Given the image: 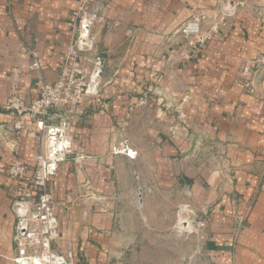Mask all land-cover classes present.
Returning <instances> with one entry per match:
<instances>
[{"label": "crops", "instance_id": "0c3cea01", "mask_svg": "<svg viewBox=\"0 0 264 264\" xmlns=\"http://www.w3.org/2000/svg\"><path fill=\"white\" fill-rule=\"evenodd\" d=\"M221 1L0 0V264H16L17 255L16 181L6 168L19 160L31 177L38 142L29 120L13 132L4 103L12 86L29 103L43 81L56 80L81 17L92 22L104 64L99 96L53 111L70 120L73 135V154L49 183L56 252L72 264H128L145 247L142 232L174 226L170 208L158 223L149 218L146 200L164 193L195 215L199 264H264V97L237 82L244 62L264 53V0H246L196 59H169L162 45L185 19ZM34 59L39 69L30 68ZM123 235L131 239L119 250Z\"/></svg>", "mask_w": 264, "mask_h": 264}, {"label": "built area", "instance_id": "2783aa9c", "mask_svg": "<svg viewBox=\"0 0 264 264\" xmlns=\"http://www.w3.org/2000/svg\"><path fill=\"white\" fill-rule=\"evenodd\" d=\"M219 3L214 12L191 15L163 37L162 45L167 58L176 61L196 59L213 38L224 32L227 21L248 5L246 0H222ZM83 11L84 7L81 6L74 13L75 17ZM91 25V20L84 17L78 21L76 39L69 44L55 81H43L37 97L29 103L24 102L17 95L16 86H12L4 103L5 109L15 118L11 126L13 132L20 134L29 120L38 139L31 177H26V167L19 160L6 168L8 176L16 181L12 187L18 197L14 202L17 217L14 237L16 264H72L69 255L58 254L54 248L59 232L49 183L60 163L73 154V135L70 120H55L57 116L53 111L72 110L88 98L100 94L104 59L93 47L89 35ZM30 52L35 56L34 52ZM39 67L34 59L30 68ZM237 82L247 94L264 97L259 89L264 83V53L244 62ZM148 97V94L144 95L135 105H145ZM116 151H122L130 158L136 156L135 151L126 148ZM188 212L189 215L183 220L186 226L192 223L195 216L191 210ZM198 226H202V223ZM22 229H25L24 233Z\"/></svg>", "mask_w": 264, "mask_h": 264}, {"label": "rangeland", "instance_id": "374dc122", "mask_svg": "<svg viewBox=\"0 0 264 264\" xmlns=\"http://www.w3.org/2000/svg\"><path fill=\"white\" fill-rule=\"evenodd\" d=\"M173 201L175 203L172 208ZM146 203L149 208H153V214L149 216L150 221L158 223L160 217L158 213L170 208V211L174 213V226L168 231L142 232L139 238L144 239L145 247L131 251L128 264H199L202 260L200 236L196 226H191L190 223L185 226L183 220L188 213L183 211L182 202L177 198L166 197L164 193H159L157 198L147 199ZM132 204V200L124 199L122 208L130 210ZM121 238L122 241L120 242L119 239L117 245L119 250H123L131 236L129 239L125 235Z\"/></svg>", "mask_w": 264, "mask_h": 264}, {"label": "water", "instance_id": "95a60500", "mask_svg": "<svg viewBox=\"0 0 264 264\" xmlns=\"http://www.w3.org/2000/svg\"><path fill=\"white\" fill-rule=\"evenodd\" d=\"M153 94H155V95H161L162 93L160 92V90L155 89L153 91ZM22 232L24 233L25 232V229H22Z\"/></svg>", "mask_w": 264, "mask_h": 264}, {"label": "bare ground", "instance_id": "6f19581e", "mask_svg": "<svg viewBox=\"0 0 264 264\" xmlns=\"http://www.w3.org/2000/svg\"><path fill=\"white\" fill-rule=\"evenodd\" d=\"M185 224V223H184ZM185 226H186V224H185Z\"/></svg>", "mask_w": 264, "mask_h": 264}]
</instances>
